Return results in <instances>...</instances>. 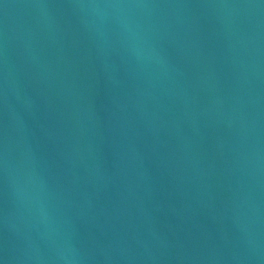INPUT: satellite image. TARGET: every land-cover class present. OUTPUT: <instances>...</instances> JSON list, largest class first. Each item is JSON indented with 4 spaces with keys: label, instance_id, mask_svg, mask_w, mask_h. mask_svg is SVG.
I'll return each mask as SVG.
<instances>
[{
    "label": "water",
    "instance_id": "obj_1",
    "mask_svg": "<svg viewBox=\"0 0 264 264\" xmlns=\"http://www.w3.org/2000/svg\"><path fill=\"white\" fill-rule=\"evenodd\" d=\"M0 264H264V0H0Z\"/></svg>",
    "mask_w": 264,
    "mask_h": 264
}]
</instances>
